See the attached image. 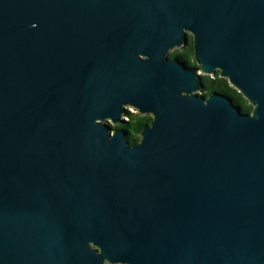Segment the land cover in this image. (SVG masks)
Wrapping results in <instances>:
<instances>
[{
  "label": "water",
  "instance_id": "95a60500",
  "mask_svg": "<svg viewBox=\"0 0 264 264\" xmlns=\"http://www.w3.org/2000/svg\"><path fill=\"white\" fill-rule=\"evenodd\" d=\"M0 264H264V0H0Z\"/></svg>",
  "mask_w": 264,
  "mask_h": 264
},
{
  "label": "trees",
  "instance_id": "16d2710c",
  "mask_svg": "<svg viewBox=\"0 0 264 264\" xmlns=\"http://www.w3.org/2000/svg\"><path fill=\"white\" fill-rule=\"evenodd\" d=\"M171 57H180L190 64L196 65L193 37H190L189 44L186 47L171 52ZM204 79L206 86L204 90H202V94L209 96L214 91H224L229 94L237 104L241 105L245 112L253 111V106L248 102L246 97L233 87L227 79L223 78L220 71L217 72L216 76L204 75ZM123 118L124 123L113 124V126L116 129H129L130 134L128 139L131 144H137L141 141L143 130L151 125L153 121V115H145L138 109L131 107L128 108Z\"/></svg>",
  "mask_w": 264,
  "mask_h": 264
},
{
  "label": "rangeland",
  "instance_id": "374dc122",
  "mask_svg": "<svg viewBox=\"0 0 264 264\" xmlns=\"http://www.w3.org/2000/svg\"><path fill=\"white\" fill-rule=\"evenodd\" d=\"M182 49V48H181ZM175 50H177V49H175ZM175 50H173V51H175ZM172 51V52H173ZM216 74H217V72L216 73H214V74H212V76H216ZM207 75V74H206ZM226 79V78H225ZM228 80V79H227ZM228 82H229V80H228ZM230 83V82H229ZM201 93H202V91H201ZM131 108H133V107H131Z\"/></svg>",
  "mask_w": 264,
  "mask_h": 264
},
{
  "label": "flooded vegetation",
  "instance_id": "af4514ba",
  "mask_svg": "<svg viewBox=\"0 0 264 264\" xmlns=\"http://www.w3.org/2000/svg\"><path fill=\"white\" fill-rule=\"evenodd\" d=\"M252 112V111H251Z\"/></svg>",
  "mask_w": 264,
  "mask_h": 264
}]
</instances>
